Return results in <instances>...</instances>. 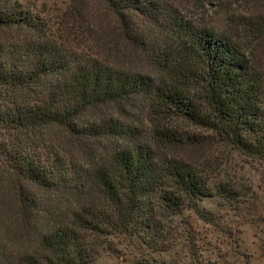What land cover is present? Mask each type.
Listing matches in <instances>:
<instances>
[{
	"label": "trees",
	"instance_id": "16d2710c",
	"mask_svg": "<svg viewBox=\"0 0 264 264\" xmlns=\"http://www.w3.org/2000/svg\"><path fill=\"white\" fill-rule=\"evenodd\" d=\"M93 1L115 20L119 48L148 60L156 76L67 51L34 15L0 0V264H92L114 235L166 251L167 224L182 211L204 219V199L245 201L169 155L187 139L171 123L154 126L156 140L144 143L105 107L132 115L127 106L145 104L264 167V62L253 57L264 45L263 12L231 21L250 33L245 46L191 26L160 0ZM147 23L156 38L143 33ZM60 139L76 153L62 158Z\"/></svg>",
	"mask_w": 264,
	"mask_h": 264
},
{
	"label": "rangeland",
	"instance_id": "374dc122",
	"mask_svg": "<svg viewBox=\"0 0 264 264\" xmlns=\"http://www.w3.org/2000/svg\"><path fill=\"white\" fill-rule=\"evenodd\" d=\"M10 1L34 15L46 36L55 39L67 51L96 58L118 69L149 73L151 76L158 72L148 60L130 57L127 51L119 48L120 39L113 32L115 20L111 15L105 16L104 10L93 0ZM160 1L191 26L218 29L245 46L252 43L250 33L244 32L241 26L235 27L231 21L258 20L263 16L260 12L264 13V0ZM147 26L148 23L143 33L149 32V36L156 38L155 28ZM257 54L253 57L263 63L264 45ZM126 110L132 115L114 106L105 107L102 113L132 127L144 143L156 140L154 126L162 124L165 127V121L171 123L172 129L187 139L182 138L178 147H170L169 155L193 163L209 176L211 183H226L245 194L246 198L243 203L233 205L216 198L202 200L199 206L205 210L203 218L207 221L198 218L192 210L182 211L167 224L172 236L171 246L166 251L148 250L136 237L128 243L121 236H111L108 238L109 250H104L92 264H264L261 253L264 252V167L247 160L214 138L213 134L176 118L164 119L145 104L139 103L136 108L127 106ZM192 135H198L199 141L188 138ZM64 141L60 139L58 145L61 149H56L62 158L70 157L71 150L74 153L78 150L75 145ZM73 159L81 164L84 162L78 157ZM51 196L55 200L59 198L58 194ZM42 199L48 200L49 197L43 196ZM63 210H66L65 206Z\"/></svg>",
	"mask_w": 264,
	"mask_h": 264
},
{
	"label": "crops",
	"instance_id": "0c3cea01",
	"mask_svg": "<svg viewBox=\"0 0 264 264\" xmlns=\"http://www.w3.org/2000/svg\"><path fill=\"white\" fill-rule=\"evenodd\" d=\"M261 251H262V250H261ZM261 253H262V255L264 256V252L262 251Z\"/></svg>",
	"mask_w": 264,
	"mask_h": 264
}]
</instances>
